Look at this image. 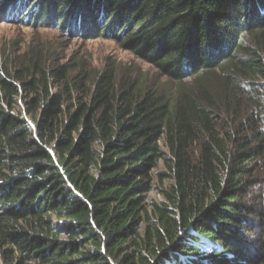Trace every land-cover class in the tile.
<instances>
[{"label":"trees","instance_id":"trees-1","mask_svg":"<svg viewBox=\"0 0 264 264\" xmlns=\"http://www.w3.org/2000/svg\"><path fill=\"white\" fill-rule=\"evenodd\" d=\"M0 20L111 36L168 80L0 55L1 264H264V0H0Z\"/></svg>","mask_w":264,"mask_h":264},{"label":"rangeland","instance_id":"rangeland-1","mask_svg":"<svg viewBox=\"0 0 264 264\" xmlns=\"http://www.w3.org/2000/svg\"><path fill=\"white\" fill-rule=\"evenodd\" d=\"M37 44L49 46L53 51L62 54L64 58L73 54L76 58L83 57L97 69H102L108 61H114L121 64L125 70H133L132 74L141 73L150 85L155 84L162 89L168 86V80L159 68L139 58L122 44L121 40L111 36L97 35L87 39L73 37L68 40L65 33L55 27L26 26L17 21L0 20V55L4 52L23 51L30 45ZM187 80L189 81V79ZM167 172L168 169L164 161H160L158 168L153 172L155 178L153 189L147 194L149 202L164 200L161 190L167 187L169 180L162 181L159 173ZM210 243L206 239L200 243L205 252L210 250L212 246Z\"/></svg>","mask_w":264,"mask_h":264}]
</instances>
